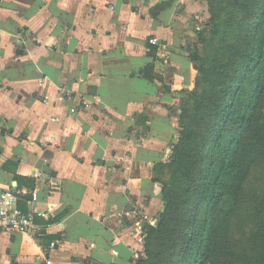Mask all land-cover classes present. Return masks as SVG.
<instances>
[{
  "label": "crops",
  "instance_id": "obj_1",
  "mask_svg": "<svg viewBox=\"0 0 264 264\" xmlns=\"http://www.w3.org/2000/svg\"><path fill=\"white\" fill-rule=\"evenodd\" d=\"M203 1L0 0V194L46 214L0 231V264L134 263L125 212L162 211Z\"/></svg>",
  "mask_w": 264,
  "mask_h": 264
},
{
  "label": "trees",
  "instance_id": "obj_2",
  "mask_svg": "<svg viewBox=\"0 0 264 264\" xmlns=\"http://www.w3.org/2000/svg\"><path fill=\"white\" fill-rule=\"evenodd\" d=\"M228 1L246 14L242 35L221 39L225 63L189 52V126L181 107L180 139L156 175L163 208L135 264H264V0Z\"/></svg>",
  "mask_w": 264,
  "mask_h": 264
},
{
  "label": "rangeland",
  "instance_id": "obj_3",
  "mask_svg": "<svg viewBox=\"0 0 264 264\" xmlns=\"http://www.w3.org/2000/svg\"><path fill=\"white\" fill-rule=\"evenodd\" d=\"M245 18V12L242 9H234L228 0H204L203 5L198 7L194 15L191 16L192 25L193 27L196 26L194 29L195 35L192 36L191 41H189L191 50L196 49L205 62L216 61L225 63L229 58V54L224 53L221 39L225 37L226 43H236L242 35L240 25ZM194 87L195 84L193 88ZM181 107L186 108L188 116L187 119L185 117L184 124L189 126L186 120H190L191 102L186 98L183 99L182 102L180 101L177 114L181 112ZM178 126L177 123V127ZM177 130H179V127ZM179 139L180 130L177 133L173 146L177 144ZM171 170L172 169H167V171H164V181L168 180ZM143 251L144 242L139 247L138 254L134 260L142 256Z\"/></svg>",
  "mask_w": 264,
  "mask_h": 264
},
{
  "label": "built area",
  "instance_id": "obj_4",
  "mask_svg": "<svg viewBox=\"0 0 264 264\" xmlns=\"http://www.w3.org/2000/svg\"><path fill=\"white\" fill-rule=\"evenodd\" d=\"M150 44H157L158 40L153 38L149 40ZM38 176V174H36ZM22 195L13 190H4L0 194V231H9L16 233H26L36 227L35 218L38 216L45 217L46 214L35 207H31L30 210L24 212L20 208L15 206L10 207L8 204L9 199H14L16 196ZM37 201V197L34 192L31 193L30 203ZM127 218H133L132 224L136 230V242L139 247L144 242L147 234L145 225L153 226L155 221L145 223L143 220L136 219L137 213L135 211L125 212ZM50 264V261H46Z\"/></svg>",
  "mask_w": 264,
  "mask_h": 264
},
{
  "label": "water",
  "instance_id": "obj_5",
  "mask_svg": "<svg viewBox=\"0 0 264 264\" xmlns=\"http://www.w3.org/2000/svg\"><path fill=\"white\" fill-rule=\"evenodd\" d=\"M186 50H187V51H189V50H190V46H189V45H187V47H186Z\"/></svg>",
  "mask_w": 264,
  "mask_h": 264
}]
</instances>
